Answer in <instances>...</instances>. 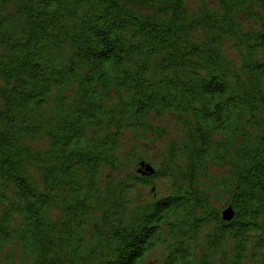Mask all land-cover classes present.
Returning <instances> with one entry per match:
<instances>
[{"label": "trees", "instance_id": "16d2710c", "mask_svg": "<svg viewBox=\"0 0 264 264\" xmlns=\"http://www.w3.org/2000/svg\"><path fill=\"white\" fill-rule=\"evenodd\" d=\"M198 2L0 0V264H264V0Z\"/></svg>", "mask_w": 264, "mask_h": 264}, {"label": "rangeland", "instance_id": "374dc122", "mask_svg": "<svg viewBox=\"0 0 264 264\" xmlns=\"http://www.w3.org/2000/svg\"><path fill=\"white\" fill-rule=\"evenodd\" d=\"M198 3H199L198 0H192L193 5H197ZM229 56H231L236 62H238V59H236V56L234 55L232 51L229 52ZM122 136H123L124 142L127 143L129 147L134 146V145L139 146L140 151L142 153H146V155H148L151 160L157 161L159 159L160 151L163 146V141H158V142L154 140L152 141V137L148 136V141H150V143L151 141L154 143H151L149 145L143 144L140 138H138V136L136 137L133 134V132H130V131L125 132ZM34 145L37 148H43L46 146V143L43 139H37L34 141ZM210 173L211 175L219 176L220 170L217 168H210ZM153 185L154 186H153L152 191L155 192L153 197L162 196L168 193L169 183L166 180L157 179ZM147 195L148 193L146 191L145 193H143V195H141V197L146 196V199H147ZM224 208L225 207L221 206V209H224ZM161 252H162L161 245L155 246L154 249L150 251V253L147 255L146 264H160V262L163 259V255H161Z\"/></svg>", "mask_w": 264, "mask_h": 264}, {"label": "water", "instance_id": "95a60500", "mask_svg": "<svg viewBox=\"0 0 264 264\" xmlns=\"http://www.w3.org/2000/svg\"><path fill=\"white\" fill-rule=\"evenodd\" d=\"M136 173L142 177H149V176L154 175L155 170L149 163L144 162V161H140L138 164V168L136 170ZM221 217H222V220H224L226 222L231 221L232 218L234 217V212H233L232 208L231 207L225 208L221 212Z\"/></svg>", "mask_w": 264, "mask_h": 264}]
</instances>
